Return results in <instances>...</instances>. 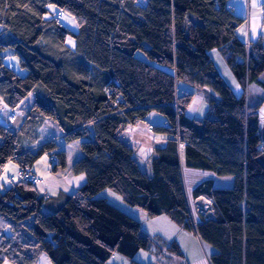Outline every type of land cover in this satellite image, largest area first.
I'll use <instances>...</instances> for the list:
<instances>
[{"label": "trees", "instance_id": "16d2710c", "mask_svg": "<svg viewBox=\"0 0 264 264\" xmlns=\"http://www.w3.org/2000/svg\"><path fill=\"white\" fill-rule=\"evenodd\" d=\"M140 1L0 0V98L14 110L35 93L20 129L0 123V176L10 162L34 173L38 159L53 154L62 176L87 177L48 213L43 206L50 197L40 194L39 184L17 181L0 191V264H37L42 254L52 264H106L115 253L132 259L147 249L151 238L101 196L107 189L150 218L166 215L197 235L215 249L210 264H264V143L257 114L264 99L247 102L251 84L264 87V45L247 47L236 37L243 19L231 0ZM61 12L75 19L77 32L57 18ZM8 49L25 75L6 62ZM212 50L243 93L233 91ZM185 84L218 96L209 100L212 116L187 114L195 92H180ZM152 112L166 119L151 130L167 143L153 150L147 169L125 134ZM51 121L65 144L80 145V159L68 163L56 141L38 144L40 129ZM181 146L185 166L233 179L230 188L207 180L194 189L193 199L206 196L215 213L197 226L187 205ZM168 249L185 257L177 241Z\"/></svg>", "mask_w": 264, "mask_h": 264}, {"label": "rangeland", "instance_id": "374dc122", "mask_svg": "<svg viewBox=\"0 0 264 264\" xmlns=\"http://www.w3.org/2000/svg\"><path fill=\"white\" fill-rule=\"evenodd\" d=\"M147 3L146 0H141L140 4L145 6ZM51 11H58L54 6H50ZM61 22L71 29L73 32L78 31V25L77 22L73 17L70 15L63 13V18ZM68 45L73 47L74 41L70 38L68 39ZM213 58H218V53L214 52L212 54ZM6 62L13 66V68L21 75H25L27 72L24 71L20 65L18 57L11 56L10 49H8L5 52ZM219 64V60H218ZM225 75L230 74V69L226 66H224ZM260 81L264 83V72L259 77ZM234 80V79H233ZM235 82V81H234ZM186 85V84H185ZM189 86V85H187ZM234 91L236 94L243 93V89L238 86H233ZM192 92H195L194 98L192 103L187 109V114L191 118L196 119H202L203 117H210L212 114L206 115L207 112V106L210 107V99L209 96H204V93L198 90L197 88L190 86L189 87ZM212 92V91H211ZM264 99V87L258 83L251 84L247 89V102L248 105L254 106L258 105L261 100ZM35 100V93L30 94L23 104L21 105V108H30ZM161 115L157 112H152L151 117H160ZM207 117V118H208ZM60 134V130L57 127L56 123L53 121L49 122V124L46 127H43L40 129V140L38 144H43L46 142H50L55 138H58ZM76 148H74V154L75 159H79L80 154L82 155V151L80 150V145L77 143L75 144ZM55 164L58 166V172L54 173L53 168ZM19 166L15 162H10L3 174L0 176V191H3L4 189H7L11 186V179L12 177H17L19 172ZM33 171L37 174V176L42 180V183H40L37 187L40 192V194H46L45 192H48V194L55 198V204L58 205L60 198H58L59 191H66L67 188L69 190L70 185L67 183H64L62 180H60V176H62V168L60 166V161L56 163L51 162V155L45 154L41 158L38 159L36 164L33 167ZM183 182L186 186L187 190V201L189 205V213L190 216L193 217V219L197 222L198 217L197 214L201 212L200 206L196 205L195 201L193 200L192 194H191V188L195 183H199L202 179L201 175L203 173H209L208 171L204 170H196L189 167H183ZM231 177H223L220 178V180L217 182V186L224 187L229 186L232 182ZM232 184V183H231ZM73 194V193H72ZM102 197H105L109 200L110 203H112L117 208L121 209L126 214L132 216L136 220H138L141 223L142 230L144 234H148L151 238V242L149 244V247L147 249L140 250L134 258H128L120 253H115L106 264H132L133 261H136L140 264H187L185 259L183 257L178 256L177 254L173 252H169L168 247L170 246V243L173 242L175 239V236H177V242L178 245L181 246L182 252L185 253L186 251V240L185 237H182L178 235V225L174 222L170 221L167 216H157L154 218H150L146 211L141 209L137 206H131L127 204L123 198L117 194L115 191L111 189L105 190L102 194ZM51 205H54V203L51 201ZM50 205L43 206V211L45 213H48V209ZM214 211V210H213ZM167 219V220H166ZM169 223L170 226H167ZM176 241V240H175ZM166 245V247H165ZM193 250L195 252V256H204V264H210L209 259L206 258L204 250L201 248L200 245L196 246L193 245ZM193 264H197L196 261L193 259ZM9 264V263H6ZM37 264H52L47 257L46 254H42ZM203 264V263H201Z\"/></svg>", "mask_w": 264, "mask_h": 264}, {"label": "crops", "instance_id": "0c3cea01", "mask_svg": "<svg viewBox=\"0 0 264 264\" xmlns=\"http://www.w3.org/2000/svg\"><path fill=\"white\" fill-rule=\"evenodd\" d=\"M263 5H264V0H231L230 1V6L233 9L234 13L238 17L243 19V22L237 26V28L235 30V35L247 47H251L252 45L257 44V43H262L264 45V31L262 28V22H263L262 7H263ZM10 52H11V56L18 57L14 53L13 50H10ZM214 52L218 53V58H216V59L213 58V56H212V54ZM210 55L213 58V60L215 61L216 65L218 66L219 71L222 73V75L225 77L226 81L229 83V85L231 87H232V85L237 87L238 83H237L236 79L234 78L233 74L231 73V71H230V74L225 75L224 66L227 67V65L225 64V62H224L221 54L219 53V51L218 50H212L210 52ZM218 60H219V64H218ZM19 62H20V60H19ZM22 69L27 72V70L25 68L22 67ZM180 87H181L180 92L192 91L186 85H181ZM232 89H233V87H232ZM200 91L204 93V96H206V95L209 97L212 96L211 98L218 99V96L208 89H201ZM233 91H234V89H233ZM27 109L28 108H24V109L19 108V109H14V110L10 109L8 106H6L4 104V102L0 98V123L3 126H5L6 128H8L9 130H11L12 132L20 129V127L23 125V123L25 121L24 113H25V110H27ZM208 114H211V107L207 106L206 115H208ZM151 116H152V113L147 117L145 122H138L136 125L132 126V128H129V131L127 130L126 134H125L126 140L129 142V144L135 150L136 158L138 159L140 164L142 166L146 167L147 169H149V167H150V161H151L152 156H153V150L155 148H164L166 146V143H167L166 137H164L162 135L155 134L151 130V127L153 125L154 126L155 125H161L162 126V125L166 124V119L162 116H160V117H151ZM204 118H206V117H203L202 119H204ZM48 124L49 123H46V126ZM52 141H56L60 145V147H62L63 150L66 151L68 163H72V162L78 160V159L74 158L76 155V154H74V148H76L75 146H77V145L65 144L61 134H59L58 138H55ZM36 149H38V147H36L34 150H36ZM79 157L81 158L82 155L80 154ZM183 167H187V166H185V163H184V146H181V168L183 169ZM196 170H204V169H196ZM204 171H208L209 173H203L201 175L202 179L200 180V182L198 184L195 183L192 186V188H191V194L192 195H193L194 189L200 183L207 181V180H213L214 184L217 188H224V187L217 186V182L220 180V178H223V177H218L214 172L209 171V170H204ZM20 172L21 171L19 169L18 174ZM182 175H183V172H182ZM59 178L64 183H67L68 185H70V187H69V190L67 188L66 191H62V190L59 191L58 198H60V201H59L58 205L55 204V198L56 197H52L48 194V192H45L46 193L45 195L50 197V199L45 203V206H47V207H48V205H50V207L47 208L48 211H56L60 207H62L65 200L68 198V196L72 195V193L77 192L87 181V177L84 174H81L78 176L65 175V176H60ZM231 183L229 186H225V188L232 187L233 180ZM184 187H185V191L187 194L185 184H184ZM187 197H188V195H187ZM51 201L54 203V205H51V203H50ZM161 216H163V215H161ZM161 216H159V217H161ZM164 216H166V215H164ZM169 220L171 221L170 218H169ZM167 226H170L169 223L167 224ZM178 230H179L178 235L185 237V240H186L187 248H186L185 253L183 252V254L185 256L184 259H185L187 264H193L192 263L193 259L196 261L197 264H201V263L204 264V261H203L204 256L202 255V256L196 257L195 252L193 250V245H196V246L200 245L201 248L204 250L207 259H209V254L215 252L214 248H211V247H208L207 245H205L203 243V241L199 237H197V235L186 232L179 226H178ZM173 239L178 241L177 236H175V238H173ZM165 247H166V245H165ZM180 248H181V246H180ZM181 250H182V248H181Z\"/></svg>", "mask_w": 264, "mask_h": 264}, {"label": "built area", "instance_id": "2783aa9c", "mask_svg": "<svg viewBox=\"0 0 264 264\" xmlns=\"http://www.w3.org/2000/svg\"><path fill=\"white\" fill-rule=\"evenodd\" d=\"M262 11H263L262 28H263V31H264V5L262 7ZM57 17H58V19H62L63 13L58 14ZM120 113H122V112H120ZM50 155H51V162L52 163H55V162L58 161L57 156H55L53 154H50ZM17 181L27 182V183H30L32 185H38V184L42 183V180L35 173L28 172V171L19 173V175L17 177H12L11 183H14V182H17ZM193 200L195 201L196 205L200 206V210H201V212H199L197 214V217H198V221L197 222L193 219V217L190 216V219L193 222L192 223L193 226L199 225L202 222V220L209 221V220H214L215 219V213L213 211L214 208L212 206V202H211L210 199H208L206 196H198V197H196ZM200 201H202V202L205 201L206 202L207 207H205V209H204V206L200 204Z\"/></svg>", "mask_w": 264, "mask_h": 264}, {"label": "water", "instance_id": "95a60500", "mask_svg": "<svg viewBox=\"0 0 264 264\" xmlns=\"http://www.w3.org/2000/svg\"><path fill=\"white\" fill-rule=\"evenodd\" d=\"M258 122H259V136L261 141L264 143V102L257 110Z\"/></svg>", "mask_w": 264, "mask_h": 264}, {"label": "bare ground", "instance_id": "6f19581e", "mask_svg": "<svg viewBox=\"0 0 264 264\" xmlns=\"http://www.w3.org/2000/svg\"><path fill=\"white\" fill-rule=\"evenodd\" d=\"M132 126H133V125H129V126L127 127L126 131H127V130L129 131V128H132ZM36 150H37V149H36ZM200 204L204 206V209H205V207H207V204H206L205 201H203V202L200 201Z\"/></svg>", "mask_w": 264, "mask_h": 264}]
</instances>
